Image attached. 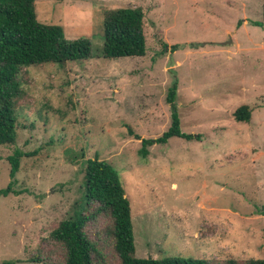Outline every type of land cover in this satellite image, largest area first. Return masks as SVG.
I'll use <instances>...</instances> for the list:
<instances>
[{
  "label": "rangeland",
  "instance_id": "obj_1",
  "mask_svg": "<svg viewBox=\"0 0 264 264\" xmlns=\"http://www.w3.org/2000/svg\"><path fill=\"white\" fill-rule=\"evenodd\" d=\"M263 3L35 0L37 20L87 39L91 57L19 72L16 140L0 146V189L8 157L21 155L18 194L0 197V264L63 263V245L49 234L82 203L85 161L94 158L117 172L130 201L135 257L264 259ZM122 7L142 9L146 52L105 59L104 13ZM173 83L180 129L199 138H170L141 158L128 131L143 139L167 131ZM241 105L251 109L248 123L233 118ZM110 225L104 215L87 224L102 256L93 264H119Z\"/></svg>",
  "mask_w": 264,
  "mask_h": 264
},
{
  "label": "trees",
  "instance_id": "obj_2",
  "mask_svg": "<svg viewBox=\"0 0 264 264\" xmlns=\"http://www.w3.org/2000/svg\"><path fill=\"white\" fill-rule=\"evenodd\" d=\"M34 3L35 0H0V146L12 145L16 140L14 113L16 102L23 96L18 79L22 68L44 64L64 66L91 57L87 39H66L62 27L40 23L36 18ZM143 18L141 8L122 7L104 13L102 52L105 59L145 55ZM262 18L264 20V3ZM172 49L175 50L176 46ZM175 95L176 83H173L166 96L172 109L171 124L160 137L143 139L128 131L129 135L140 140L138 155L141 158L148 155V147L164 144L170 138H199L181 131L174 106ZM233 118L236 122L248 123L251 119L250 107L239 106ZM20 157L15 152L8 157L10 181L5 188L0 189V197L18 194L12 187L16 182ZM81 190L82 203H75L72 215L60 221L49 234L50 240L63 245L65 258L61 264H93L94 258L102 261V256L86 232L87 224L101 215L111 220V225L104 229V233L112 239L119 264H209L208 260L203 259L158 260L135 257L131 204L117 172L104 161L97 158L85 161ZM227 264L237 262L231 260ZM245 264H264V259H249Z\"/></svg>",
  "mask_w": 264,
  "mask_h": 264
},
{
  "label": "bare ground",
  "instance_id": "obj_3",
  "mask_svg": "<svg viewBox=\"0 0 264 264\" xmlns=\"http://www.w3.org/2000/svg\"><path fill=\"white\" fill-rule=\"evenodd\" d=\"M175 186H173V188H174Z\"/></svg>",
  "mask_w": 264,
  "mask_h": 264
}]
</instances>
